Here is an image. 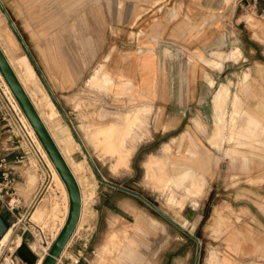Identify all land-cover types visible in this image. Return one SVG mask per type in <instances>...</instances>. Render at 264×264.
Wrapping results in <instances>:
<instances>
[{"label": "rangeland", "instance_id": "rangeland-1", "mask_svg": "<svg viewBox=\"0 0 264 264\" xmlns=\"http://www.w3.org/2000/svg\"><path fill=\"white\" fill-rule=\"evenodd\" d=\"M2 2L29 47L32 39L47 37V10H70L71 16L67 21L71 42L67 43L66 51L72 58L77 52L80 36L79 17L87 15L86 77L82 85L67 97L57 98L59 106H55L57 113L54 118L56 127L61 128L63 136L69 140L67 158L78 168L79 188L84 197L80 225L74 232L78 236L75 238L78 239L75 252L79 250L85 257L82 263L89 264V256L96 252L100 262L104 249L99 248L106 244L111 251L108 257H115L122 249H132L143 256L146 264H195L196 241L152 209L144 201L147 200L178 223L187 224L189 227L186 229L202 239L199 264H231L225 263L224 256L216 247L208 245L209 224H216L212 233L217 239L223 229L229 227L226 224L232 225L244 217L246 213L243 207L250 208L249 212H256L255 195L238 194L237 189L264 186V124H258L256 128L248 124L244 104L239 98L235 100L240 77L248 73L246 68H250L248 62H242L246 58L239 46L240 42L249 41L251 35L248 30L242 28L237 33L232 32L230 42L215 54L208 53L206 58L215 60L211 66L218 76L215 87L204 100L202 118L198 119L194 114L187 116L200 121L199 125H194V129L210 145L215 142L217 155L226 160L223 162V175L227 179L219 182L218 190L207 194L202 192V181L196 175L188 173L184 180L179 179L180 175L176 177L182 172L174 162L176 146L173 141L181 132V129L174 128L180 99L138 97L134 91L108 88L101 84V81H110L111 76L117 80L119 71L114 70V64L117 65L119 60L121 71L126 68V57L138 51L127 44L128 35L120 34L117 30L116 16L125 15L129 5L127 0ZM142 4L136 1L137 6L141 7ZM36 8L40 11L38 17L31 13ZM237 9L246 16L251 26L264 27V0H259L255 9ZM256 11L262 16L257 17ZM6 26L0 10V33ZM141 36L144 37L138 35ZM262 36L255 34L253 39L264 42ZM132 37L136 35L130 34L129 38ZM100 42L101 51L95 49L96 43L99 45ZM146 52L167 58L172 55L171 51L163 49L143 50L138 55ZM224 53L227 58L236 57L227 61L225 68L220 61ZM202 56L197 53L194 61L204 59ZM160 68L162 70L163 66ZM94 76L96 79L93 80ZM90 78L92 80L89 81ZM166 85L174 88L173 81L166 82L161 78L156 82L155 89L161 93ZM190 108L197 109L196 103ZM137 115L139 119L136 120ZM0 123L18 135L11 123ZM31 137L41 157L40 163L48 173L36 207L44 197L48 196L49 199L47 216H44V211L39 219H35L33 208L24 223L23 228L28 230L22 243L29 244L33 252L44 247L40 237L53 244L52 238L58 235L68 215L69 201L67 189L57 170L44 156V149L36 143L39 142L38 137ZM17 139L21 141L19 136ZM183 139L187 141L189 136L184 134ZM22 145L28 151L24 142ZM24 172L23 185L18 184V188H23L26 194L36 193L43 175L41 166L32 155ZM252 172L260 176L252 179L245 177L246 173ZM30 176L35 178L32 183L29 182ZM29 231L36 236V240ZM74 241L70 240V245ZM217 244L214 243V246ZM71 249H65L63 253L64 264H72L64 260L68 255L72 256Z\"/></svg>", "mask_w": 264, "mask_h": 264}, {"label": "crops", "instance_id": "crops-1", "mask_svg": "<svg viewBox=\"0 0 264 264\" xmlns=\"http://www.w3.org/2000/svg\"><path fill=\"white\" fill-rule=\"evenodd\" d=\"M136 1L143 3V6H137ZM127 2L129 5L125 15L116 16L117 30L120 34L126 33L128 35L127 44L132 48H137L138 51L126 57V68L121 71L118 66L119 60L117 65L114 64V70L119 71L117 80L111 76L110 81H101V84L108 88L115 86L120 90L137 91L138 97L159 96L180 99V108L175 114L174 128L175 130L181 129V132L180 136H176L173 141L176 146L174 162L182 172L176 177L180 175L179 179L184 180L190 173L202 181L203 193L209 194L213 190H218L219 182L227 179L223 175L225 172L223 162L226 160L217 155L214 149L215 142L210 145L194 129V125L200 124L198 119L202 118L204 100L209 97L218 77L211 69L215 60H209L206 56L208 53L215 54L223 45L230 42L232 32L237 33L241 31L238 29L242 28L248 30L251 35L249 41L240 42L239 46L246 58V61L242 62H248L250 68H246L248 73H245V77L243 75L240 77L235 100L239 98L242 101L245 113L248 115V124L256 128L258 124H264V42L255 41L253 38L255 34L264 35V27L251 26L246 16L238 12L237 0H127ZM0 10L7 25L0 33V47L32 104L38 106L37 103L42 102L45 106L49 114L46 128L59 150L66 153L69 140L63 136V130L55 125L54 118L57 113L55 106H59L57 98L67 97L71 91L82 85L86 77L87 15L83 14L79 17L80 36L77 42V52L72 58L69 51H66L67 43L71 42L70 26L67 21L71 16L70 10H47V37L32 39L30 47L20 34L2 0H0ZM39 12L37 8L31 10L36 17L39 16ZM255 15L262 16L259 11H256ZM130 34L136 37L130 39ZM138 35H144V37H138ZM95 49L101 51L102 43L100 42L99 45L96 43ZM157 49L169 50L172 55L168 58L154 52L138 55L143 50ZM237 49L239 50L238 47ZM197 53L202 54L204 59L194 61ZM235 59L236 57L227 58L224 53L220 61L225 68L228 66L227 61ZM160 66H163L162 70ZM94 78L96 79V76ZM161 78L166 82L173 81L174 88L171 89L166 85L159 93L160 90L157 91L155 87L156 82H159ZM194 103L197 109L190 108ZM214 107L218 110V106L214 105ZM142 109L141 111H144ZM190 114L196 115L198 119L187 118ZM135 118L139 119V115ZM185 121H187L186 124ZM184 134L189 136L187 141L183 139ZM34 151L36 154L33 152V156L17 139L13 129H7L6 125L0 123V183H6L2 173L10 171L14 182L9 187L12 195L19 200L17 209L19 213H23L29 206L44 183L43 180L46 179L40 157L35 149ZM179 152H182L180 158ZM31 155L41 166L43 178L36 193L26 194L23 188H18V184L23 185L24 167L30 163ZM2 159L3 162H1ZM68 165L79 186L78 168L73 163ZM258 176L260 175L254 172L245 174V177L251 179ZM34 179V176H30L29 182L32 183ZM189 189L188 192H190ZM237 191L238 194L255 195L254 209L256 212H249L250 208L243 207L246 213L244 217L232 225L226 224L229 227L223 229L217 239L212 233L216 224H209L206 240L210 247H216L224 256L225 263L264 264V196H261L264 195V186H245L238 188ZM80 194L81 214L75 231L79 228L83 212L84 197L81 190ZM44 202L46 205L44 216H47L48 196L44 197L40 204ZM2 215L7 221L12 219L8 213H2ZM65 222L66 220L60 226V231ZM181 225L185 228L189 227L187 224ZM77 237L76 233L72 235L66 245V250L72 248V254L75 253L74 247L78 240L75 238ZM195 237L202 243L200 237ZM72 239L75 241L70 245ZM216 242L219 244L214 246ZM99 249H104V251L98 264H146L143 256L132 249L129 251L120 249L121 251L115 257L107 256L111 254L108 245L105 244ZM96 253L89 256V264L92 262L91 258L97 255Z\"/></svg>", "mask_w": 264, "mask_h": 264}, {"label": "water", "instance_id": "water-1", "mask_svg": "<svg viewBox=\"0 0 264 264\" xmlns=\"http://www.w3.org/2000/svg\"><path fill=\"white\" fill-rule=\"evenodd\" d=\"M0 73L2 74L4 80L8 84L11 92L13 93L15 99L17 100L20 108L24 112L28 121L30 122L32 128L34 129L38 139L40 140L42 146L47 152L49 158L51 159L53 166L57 170L59 176L61 177L69 196V213L66 222L61 229L59 235L53 242L49 249V253L46 255L42 264H56L57 258L61 256L66 248L69 239L74 234L77 227V223L80 216L81 210V194L78 183L74 178L70 168L62 157L58 147L53 141L50 133L40 119L36 109L34 108L32 102L24 91L22 85L14 74L6 56L4 55L0 47ZM152 209H154L162 217L170 221L173 225L178 227L181 231L193 238L197 243V253L196 262L199 264L200 252H201V242L190 233L186 228H184L180 223L172 219L165 212L160 210L156 205L144 200ZM10 228L9 223L6 221L4 216L0 213V238H2L5 233ZM16 256L20 264H36L37 257L33 255L29 247L22 243L20 247L16 250Z\"/></svg>", "mask_w": 264, "mask_h": 264}, {"label": "built area", "instance_id": "built-area-1", "mask_svg": "<svg viewBox=\"0 0 264 264\" xmlns=\"http://www.w3.org/2000/svg\"><path fill=\"white\" fill-rule=\"evenodd\" d=\"M258 1L259 0H237L236 6L242 10L255 9ZM14 104H16V101L14 100V98L10 97L9 94L7 95L5 85L0 77V121L11 123L18 132L17 136L20 137V140L24 142L27 147V140H25L27 139V136L25 137V135L27 134V128L24 123V116L21 109ZM29 142L32 147L28 145L27 149L28 152L33 155V151L34 149H36V146L33 140H31V138L29 139ZM1 162H3V159L1 160ZM2 177L6 181V183H0V213H8L12 217L10 221H6L9 223L10 227L14 228L15 235L20 236L22 244L23 236L26 230H28L27 228H23V226L27 217L30 215L32 207H30L29 205L23 213H19L17 211L19 206V200L12 195V192L10 191L9 187L10 184L14 182V177L11 175L10 171L2 173ZM44 188L45 184L43 185L40 191L41 195ZM29 233L31 232L29 231ZM31 235L33 236L32 233ZM26 245L28 246V244ZM17 248L18 246L13 241L10 243V248L4 249L2 246H0V264H20L16 256ZM49 248L50 246L48 247L47 251L49 250ZM63 253L59 257V259L56 260V264H64V262L62 261ZM84 259V255L79 250L72 254V256L68 255V257L64 258L65 261L72 264H83L82 262Z\"/></svg>", "mask_w": 264, "mask_h": 264}, {"label": "bare ground", "instance_id": "bare-ground-1", "mask_svg": "<svg viewBox=\"0 0 264 264\" xmlns=\"http://www.w3.org/2000/svg\"><path fill=\"white\" fill-rule=\"evenodd\" d=\"M120 56V55H119ZM145 57V56H144ZM143 57V58H144ZM147 59V58H146ZM143 60V59H142ZM145 64V63H144ZM119 66V65H118ZM0 77H1V79H2V81H3V83H4V85H5V90H6V93H7V95L9 94L10 95V97H12V98H14V100L16 101V104H14V105H16V106H18V107H20L19 106V104H18V102H17V100L15 99V97H14V95H13V93L11 92V90H10V88H9V86H8V84L6 83V81L4 80V78H3V76H2V74L0 73ZM124 77V76H123ZM133 78V77H132ZM95 78L93 77V80H94ZM92 80V79H91ZM135 82V81H134ZM121 83V82H120ZM119 83V84H120ZM136 83V82H135ZM144 86V85H143ZM145 86H146V84H145ZM115 87V86H114ZM132 87H134V86H132ZM137 88V87H136ZM133 89V88H132ZM147 90V89H146ZM136 91V90H135ZM143 91V90H142ZM137 92V91H136ZM28 96V95H27ZM143 96V95H142ZM34 105V104H33ZM37 105L38 106H36V105H34V107L36 108V110H37V113H38V115H39V117H40V119L42 120V122H43V124L45 125V127H46V121H47V119H48V113H47V110H46V108H45V106L43 105V103L42 102H39V103H37ZM21 109V108H20ZM22 113H23V116H24V123H25V125H26V128H27V134L25 135V137L27 138V139H25V140H27L26 141V144H27V146L28 145H30L31 147H32V145L30 144V142H29V139L31 138V140H33L32 139V137H31V135L34 137V139H37L35 136H37L36 135V133H35V131H34V129L32 128V126H31V124H30V122L28 121V119H27V117L25 116V114H24V112L22 111ZM27 122V123H26ZM258 123V122H257ZM28 124V125H27ZM28 127H29V129H30V133H31V135H30V133H29V129H28ZM52 137V136H51ZM29 138V139H28ZM52 139H53V137H52ZM35 141H37V140H35ZM54 141V140H53ZM34 142V141H33ZM36 143H38L39 144V147L40 148H43L44 149V147L42 146V144H41V142H40V140H39V142H36ZM56 144V143H55ZM57 146V145H56ZM59 149V148H58ZM36 150V149H35ZM65 150V149H64ZM37 151V150H36ZM60 151V150H59ZM66 151V150H65ZM34 153H35V151H33ZM60 153H61V155H62V157L64 158V160H65V162L67 163V165L68 164H72L71 162H69V159L67 158L68 156H67V154L65 153V152H62V151H60ZM36 154V153H35ZM37 154H38V151H37ZM43 154H44V156L48 159V161L50 162V165L53 167V168H55L54 166H53V163H52V161H51V159L49 158V156H48V154H47V152L45 151V149L43 150ZM39 155V154H38ZM34 156V155H33ZM36 156V155H35ZM37 157V156H36ZM40 157V156H39ZM41 158V157H40ZM39 158V159H40ZM41 160V159H40ZM68 167H69V165H68ZM71 170V169H70ZM45 171V175H46V178H47V175H48V173H47V171L46 170H44ZM72 172V171H71ZM58 173V172H57ZM73 174V173H72ZM74 176V175H73ZM58 177H59V174H58ZM61 178V177H60ZM75 178V177H74ZM44 181V180H43ZM46 183V181L41 185V187H40V189H39V191L36 193V195L34 196V198L31 200V202H30V207H32V209L34 208L35 210H34V213L32 212V214H33V216H34V218L35 219H39L41 216H42V213L45 211V209H46V205H45V202L44 203H41V204H39L37 207H36V205L38 204V201H39V199H40V197H41V194H40V191H41V189H42V187H43V185ZM64 184V183H63ZM68 192V191H67ZM68 195V194H67ZM88 196V195H87ZM68 199H69V196H68ZM81 200H82V198H81ZM82 202V201H81ZM36 207V208H35ZM69 213V212H68ZM80 214H81V210H80ZM32 217V216H31ZM80 217V216H79ZM31 222L33 223V221L31 220ZM36 223H33V225H35ZM78 224V223H77ZM36 226V225H35ZM23 227H25V226H23ZM59 232H60V229L58 230V235H59ZM57 235V236H58ZM57 236L55 235L53 238H52V242H54L55 241V239L57 238ZM41 238V243H42V245L44 246L43 247V249H39V251H33L34 252V254L33 255H35L36 257H37V262H36V264H42L43 263V261H44V259H45V257H46V255L49 253V251H47V249H48V247L49 246H51L50 245V243L51 242H46V241H44L43 239H42V237H40ZM33 240H36V236L34 237V239ZM14 242L18 247H20V245H21V238H20V236L19 235H15V232H14V228L13 227H10L9 229H8V231L5 233V235L2 237V239L0 238V246H2L4 249H6V248H10V243L11 242ZM52 244V243H51ZM28 247H29V249H30V251L32 250L31 249V246L28 244ZM32 252V251H31ZM32 252V253H33ZM59 258H57V260H58ZM92 260V262H91V264H98V258H97V255L95 256V257H93V258H91Z\"/></svg>", "mask_w": 264, "mask_h": 264}]
</instances>
